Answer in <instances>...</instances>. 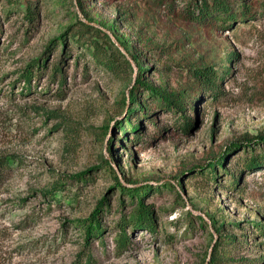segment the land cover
Returning a JSON list of instances; mask_svg holds the SVG:
<instances>
[{
	"label": "rangeland",
	"instance_id": "rangeland-1",
	"mask_svg": "<svg viewBox=\"0 0 264 264\" xmlns=\"http://www.w3.org/2000/svg\"><path fill=\"white\" fill-rule=\"evenodd\" d=\"M246 3L223 22L196 21L190 0H0V264H264V162L246 164L264 153V0ZM197 66L217 71L215 89ZM137 73L185 95L188 129L143 88L124 104ZM114 174L147 184L154 214L125 225L123 247L134 204ZM56 183V198L42 192ZM104 196V230L84 246L75 219Z\"/></svg>",
	"mask_w": 264,
	"mask_h": 264
},
{
	"label": "trees",
	"instance_id": "trees-1",
	"mask_svg": "<svg viewBox=\"0 0 264 264\" xmlns=\"http://www.w3.org/2000/svg\"><path fill=\"white\" fill-rule=\"evenodd\" d=\"M190 2L194 5L195 10L191 13L196 21H203L206 19H214V20H222L227 21L232 17V13L230 12L231 6L234 3H238L241 6V13L246 14L247 12V3L246 0H190ZM233 18V17H232ZM86 27H91L88 23L81 22ZM104 33V32H103ZM73 35L77 36L78 33H74ZM104 35L107 37L106 33ZM108 39V37H107ZM63 40V37H61ZM95 42V41H94ZM111 43V41H110ZM118 51V49H117ZM120 53V51H118ZM98 60L107 66H112L109 60V57L104 55L98 56ZM42 62V61H41ZM44 62V59H43ZM59 67H56L58 70ZM141 71V70H140ZM141 73V72H140ZM192 76L195 80L201 85L203 88L208 89H215L218 85L217 78V71L210 66H197L193 67L191 70ZM25 79L29 81L30 74L25 76ZM62 82V80H61ZM139 88H143V92L146 91L145 98L148 96L153 98L154 101L158 102V106L163 108H167L168 110H179L178 112L183 115V122L181 123L182 128L188 129L191 125V118L187 115H184V107L185 103L188 102L185 95L178 91H166L161 88H158L151 84L150 82L143 79L141 74L137 73L133 79V82L129 88L127 99L123 96L122 101L124 104L126 101L130 104H134L137 100V91ZM140 108H142L139 105ZM135 110L134 107H130V105L126 106L125 111L127 115H125V120L129 121L128 114ZM117 126L121 128L124 133V137L126 138V125H124L120 120H117ZM140 128V121L136 124H131V130L138 131ZM139 136V135H137ZM257 140L264 141V135L259 134ZM112 141H110L111 143ZM233 148L238 146V144L233 143ZM232 149V148H231ZM227 150L221 154H218L214 159L208 163V174L212 177H215L216 168L221 167L223 159L227 154ZM261 156V157H260ZM10 160L5 156H0V169L3 168L2 166L9 163ZM261 162H264V153L261 155H252L248 161L247 166L254 167L261 165ZM88 172L87 170H82L72 174L71 176L76 177L77 179L85 178V173ZM116 185L118 186L121 192L126 193L132 200V204H134L133 209L129 212L128 215L122 216V218L118 221V234L115 236L116 246L123 247L127 244L128 236L125 230L126 224H131L134 227L139 228H151L153 227L154 223V214L153 208L144 202V195L149 190L147 184L144 185H136V186H129L124 183L114 174ZM62 184L57 185L54 184L48 188H44L42 190L43 193L54 196L55 197V190L60 188ZM107 197L104 196L97 200L96 205L94 208L89 212V214L85 217H78L75 219L77 224H80L84 233H83V241L84 246H89L91 237L94 236H101L102 230H104V225L102 222V213L106 209ZM89 254H86L84 264H90L91 258H89ZM215 263V257L210 255L208 262L206 264Z\"/></svg>",
	"mask_w": 264,
	"mask_h": 264
}]
</instances>
